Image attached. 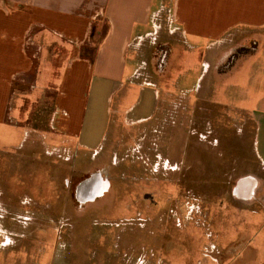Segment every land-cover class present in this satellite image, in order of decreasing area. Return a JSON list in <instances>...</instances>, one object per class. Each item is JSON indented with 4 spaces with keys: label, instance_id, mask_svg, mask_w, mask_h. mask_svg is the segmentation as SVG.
Segmentation results:
<instances>
[{
    "label": "rangeland",
    "instance_id": "374dc122",
    "mask_svg": "<svg viewBox=\"0 0 264 264\" xmlns=\"http://www.w3.org/2000/svg\"><path fill=\"white\" fill-rule=\"evenodd\" d=\"M163 4L137 58V75L156 85L121 80L105 107L115 130L97 149L54 131L57 76L14 89L9 109L30 135L20 130L11 143L25 144L12 149L0 129V264H264V203L231 195L239 177L259 172L233 87L243 77L219 82L203 50L171 33ZM94 173L108 188L78 201L76 187Z\"/></svg>",
    "mask_w": 264,
    "mask_h": 264
},
{
    "label": "crops",
    "instance_id": "0c3cea01",
    "mask_svg": "<svg viewBox=\"0 0 264 264\" xmlns=\"http://www.w3.org/2000/svg\"><path fill=\"white\" fill-rule=\"evenodd\" d=\"M163 3L0 0V129L7 142L4 146L21 148L23 138L30 135L14 121L17 114L9 109L14 89L30 78L35 84L42 83L43 89L57 76L58 89L52 97L54 131L81 149H97L110 130H115L116 120L105 107L121 80L126 78L142 90L156 85L152 78L137 75V58L144 55L139 50L142 39L156 33L154 17ZM168 10L169 26H174L171 33L189 50H203L211 61L204 64L212 66L219 82L234 73L243 77L241 88L233 87L241 92L238 113L244 124L252 126L259 172L239 177L231 195L264 203L260 176L264 175V0H169ZM215 84L209 85V90L215 89ZM153 91L156 97L157 91ZM248 92L255 96L252 107L246 103ZM124 96L114 109L116 114H120ZM145 118L139 116L131 122ZM20 130L23 140L11 143ZM42 137L54 139L51 133Z\"/></svg>",
    "mask_w": 264,
    "mask_h": 264
},
{
    "label": "water",
    "instance_id": "95a60500",
    "mask_svg": "<svg viewBox=\"0 0 264 264\" xmlns=\"http://www.w3.org/2000/svg\"><path fill=\"white\" fill-rule=\"evenodd\" d=\"M107 180H103L98 173H94L78 184L75 189V196L78 201H91L102 195L108 188Z\"/></svg>",
    "mask_w": 264,
    "mask_h": 264
}]
</instances>
